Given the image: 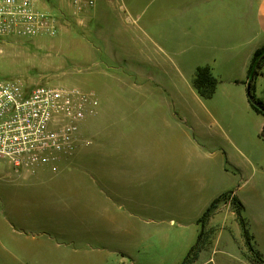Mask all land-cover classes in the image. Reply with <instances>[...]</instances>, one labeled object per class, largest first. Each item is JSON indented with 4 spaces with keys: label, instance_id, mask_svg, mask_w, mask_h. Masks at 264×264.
<instances>
[{
    "label": "crops",
    "instance_id": "crops-1",
    "mask_svg": "<svg viewBox=\"0 0 264 264\" xmlns=\"http://www.w3.org/2000/svg\"><path fill=\"white\" fill-rule=\"evenodd\" d=\"M38 1L42 8L53 13V0ZM54 1L65 2L72 13L68 0ZM154 1L156 12L152 23L157 32L166 35L177 30L184 35L178 42L181 50L174 53L169 63L158 64L154 75V82L171 98L165 119L180 115L182 122L184 115L194 111L193 101L210 114L207 105H211L219 117L206 131L199 127L202 133L199 143L196 142L207 166H214L213 171L208 169L207 173L191 175L185 184L172 182L170 186L176 206L184 208L192 204L194 195L199 197L198 211L191 216L192 220L196 219L195 225L179 234L172 228L173 218L163 220L166 215L171 217L172 212L148 209L135 198L116 191L106 182L103 184L107 177H103L102 171L90 168L68 172L76 174L75 178L89 177L90 185L82 181L79 185L66 184L70 177L63 174L48 177L58 184L36 190L34 194L45 198L56 195L57 202L52 201L54 204L48 206L72 210L76 219L61 217L43 224L23 221L18 210L29 204L10 202L12 223L0 224V264H181L195 246L186 264H252L240 218L250 245L264 262V140L261 138L264 115L251 108L247 96L252 56L264 47V0ZM60 7L53 14H60ZM141 9V0H95L94 7L72 15L88 18L91 32L106 35V59H110L111 34L126 32L131 26L142 28ZM201 68H207L216 80L209 98L201 96L194 87L197 70ZM263 78L264 64L255 80V95L259 99L264 97V86L260 83ZM184 93L190 94V102L174 99ZM184 127L178 126V133L171 130L168 137L181 140L183 157L188 158L186 153L195 142L190 126L184 124ZM122 142H126L124 127ZM215 171L220 176L213 181L211 175ZM224 193L226 196L221 197ZM60 195L67 199L73 196V201H62ZM216 199L219 200L199 233L197 217L199 220ZM234 199L242 206L240 214ZM163 222L169 228L161 226Z\"/></svg>",
    "mask_w": 264,
    "mask_h": 264
},
{
    "label": "rangeland",
    "instance_id": "rangeland-1",
    "mask_svg": "<svg viewBox=\"0 0 264 264\" xmlns=\"http://www.w3.org/2000/svg\"><path fill=\"white\" fill-rule=\"evenodd\" d=\"M38 3L44 9L41 2ZM51 6L62 8L61 25L55 37H0V80L17 81L26 88L39 85L79 87L96 95L98 111L86 119L80 130V142L67 160L65 158L58 164L56 172L41 168L36 172L39 176L21 178L8 163L0 161V224L12 223L10 202L29 204L18 210L23 221L43 224L61 217L76 219L72 210L48 206L57 200L56 195L45 198L34 192L57 185L48 177L63 174L70 177L66 184L79 185L82 181L90 185L89 177L75 178L76 174L68 172L91 168L102 171L103 177H107L103 184L106 182L116 191L135 198L146 208L172 212L171 217L166 215L163 220L173 218L175 225L172 228L179 234L187 232L195 225L196 219L192 220L191 216L198 211L199 197L194 195L192 204L184 208L176 206L170 186L172 182L185 184L191 175L207 173L208 169L213 171L214 166H207L196 142L199 143L202 133L199 127L206 131L209 124L219 121V117L211 105H207L210 114L193 101L194 111L184 115L182 122L179 121L180 115L165 119L171 98L154 82V75L158 64L169 63L174 53L181 50L178 42L184 35L177 30L174 34L160 35L152 23L155 1L141 0L142 28L131 26L126 32L111 34L112 56L106 59L105 34L91 32L88 18L74 17L65 2L53 0ZM55 9L51 11L57 13ZM133 15L136 18V14ZM260 83L264 86V78ZM178 95L181 96L174 99L180 102L192 99L189 93ZM184 124L190 126L191 138L195 142L186 153L188 158L183 157L181 140L173 141L168 137L171 130L178 133V126L185 128ZM123 127L126 142H122ZM123 156L135 158L125 159ZM219 176L218 171L211 175L213 181ZM61 200L72 202L73 196L68 199L61 196ZM199 220L197 217L200 233L203 223ZM161 226L169 228L164 222Z\"/></svg>",
    "mask_w": 264,
    "mask_h": 264
},
{
    "label": "built area",
    "instance_id": "built-area-1",
    "mask_svg": "<svg viewBox=\"0 0 264 264\" xmlns=\"http://www.w3.org/2000/svg\"><path fill=\"white\" fill-rule=\"evenodd\" d=\"M80 15L95 0H68ZM60 14L39 7L38 0H0V37L53 38ZM98 99L79 87L39 85L26 88L0 80V161L17 174L34 175L41 168L56 172L80 142L86 119L95 116Z\"/></svg>",
    "mask_w": 264,
    "mask_h": 264
},
{
    "label": "trees",
    "instance_id": "trees-1",
    "mask_svg": "<svg viewBox=\"0 0 264 264\" xmlns=\"http://www.w3.org/2000/svg\"><path fill=\"white\" fill-rule=\"evenodd\" d=\"M264 64V47H261L257 49L251 59L249 68H248V73H247V96L249 100V104L251 108L262 115H264V97L263 99H259L255 95V80L257 76L260 75L261 73V68L262 65ZM216 86V80L211 76L207 68H201L197 70L196 74V79L194 81V87L195 89L200 93L201 96L204 98H209ZM261 138L264 140V126L261 131ZM226 196V194L221 195V197ZM220 198V197H219ZM219 199H216L213 201L210 206L205 210V212L202 214L199 222L203 223L205 218L209 215V213L215 208L217 202ZM234 204L236 206L237 213L240 214V210L242 208L241 204L234 199ZM240 223L243 229V234L245 241L249 247V250L252 254V264H258V262H263L260 259V256L257 252L254 251L252 246L250 245V238L249 235L245 229V224L242 218H240ZM196 247V246H195ZM193 247L187 257L184 259V261L181 264H186L188 261L189 256L192 254L194 248Z\"/></svg>",
    "mask_w": 264,
    "mask_h": 264
}]
</instances>
